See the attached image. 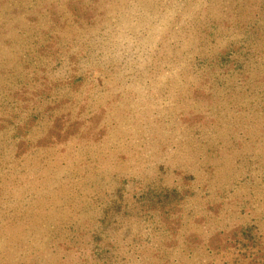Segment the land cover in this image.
Returning a JSON list of instances; mask_svg holds the SVG:
<instances>
[{"label": "rangeland", "instance_id": "rangeland-1", "mask_svg": "<svg viewBox=\"0 0 264 264\" xmlns=\"http://www.w3.org/2000/svg\"><path fill=\"white\" fill-rule=\"evenodd\" d=\"M260 1L0 0V264H225L220 235L264 234Z\"/></svg>", "mask_w": 264, "mask_h": 264}, {"label": "trees", "instance_id": "trees-1", "mask_svg": "<svg viewBox=\"0 0 264 264\" xmlns=\"http://www.w3.org/2000/svg\"><path fill=\"white\" fill-rule=\"evenodd\" d=\"M261 6L259 7L260 9V17L261 19H264V0L260 1ZM250 31H252L251 37L254 38L255 40L257 39L260 44L259 46L261 47V50H264V20H262V23L257 20L254 22V26L250 28ZM264 54V51L262 52ZM154 204V203H153ZM177 207V204H173L169 209H175ZM170 223V222H169ZM171 225V223H170ZM255 226H246V227H239L238 230L235 231H229L226 234L220 235L222 237H225L229 241H232L234 238H236V249H237V254H231V250H229V263L225 264H240L241 261V254L244 252L245 254V260L249 259L251 256L257 253L258 248L260 243L258 240L262 238L264 234H262L260 231H256ZM174 234H164V238L173 241L176 240V237L173 236ZM161 236V235H160ZM224 239V238H223ZM238 239V241H237ZM116 239H113L115 241ZM255 249V252H254ZM264 252V249H261ZM223 256H225L223 252ZM231 258V260H230Z\"/></svg>", "mask_w": 264, "mask_h": 264}]
</instances>
